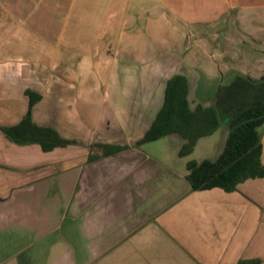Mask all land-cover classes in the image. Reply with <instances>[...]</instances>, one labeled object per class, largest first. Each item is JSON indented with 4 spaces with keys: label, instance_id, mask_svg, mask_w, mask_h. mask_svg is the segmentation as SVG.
Listing matches in <instances>:
<instances>
[{
    "label": "crops",
    "instance_id": "1",
    "mask_svg": "<svg viewBox=\"0 0 264 264\" xmlns=\"http://www.w3.org/2000/svg\"><path fill=\"white\" fill-rule=\"evenodd\" d=\"M0 61V264H264V177L231 191L186 179L188 161L221 153L225 124L187 154L178 133L140 142L172 76L193 108L237 73L264 75V0H0ZM28 110L67 142L10 136ZM166 136L170 155L147 148Z\"/></svg>",
    "mask_w": 264,
    "mask_h": 264
},
{
    "label": "trees",
    "instance_id": "2",
    "mask_svg": "<svg viewBox=\"0 0 264 264\" xmlns=\"http://www.w3.org/2000/svg\"><path fill=\"white\" fill-rule=\"evenodd\" d=\"M30 106L37 95L28 92ZM186 78L174 75L167 80L163 105L140 142L157 139L168 133H178L186 142L180 154H187L199 137L212 134L222 124L228 133L221 153L213 160L187 162L188 180L192 189L220 187L231 191L236 184L248 178L264 177L261 160L260 127L264 125V75L254 79L236 74L232 80L219 84L208 105L197 104L190 108ZM18 141H39L43 148L64 144L67 141L52 136L50 128L31 122L28 110L22 121L7 129ZM48 141V142H47ZM106 150L121 146L104 145Z\"/></svg>",
    "mask_w": 264,
    "mask_h": 264
},
{
    "label": "rangeland",
    "instance_id": "3",
    "mask_svg": "<svg viewBox=\"0 0 264 264\" xmlns=\"http://www.w3.org/2000/svg\"><path fill=\"white\" fill-rule=\"evenodd\" d=\"M5 14H2V20ZM215 28V27H214ZM203 31H205L203 29ZM212 32H216V29H213ZM199 36H205L204 32L200 33ZM215 36V34L213 35ZM7 69L9 68V64L8 61H0V70L1 69ZM72 86V85H71ZM70 86V87H71ZM212 92V91H211ZM71 95V101L73 103V91L70 92ZM136 94H134L135 96ZM209 95H214V94H209ZM143 94H140V98L137 97L138 99H140L141 105H144V101H143ZM139 101V100H138ZM135 112L134 110H130V112ZM138 112L139 117H144L146 116V114L149 112L148 108L144 107H140L138 110H136V113ZM82 127L88 132L90 133V130L88 129V127L83 123ZM260 135L261 137L264 138V125H262V127L260 128ZM174 137H163L161 138L159 141H157L156 143H151V145H149V147L147 148H155V150H158L159 152H167V154L170 155V151H173L176 146V143L174 142ZM218 138H220V130L217 131L216 135H213V137H208V138H203L201 143H200V147L197 151L196 156L197 157H202L203 155H207L209 153H211L212 149H214L215 144L218 142ZM178 140V139H177ZM220 140V139H219ZM178 144V143H177ZM178 147V146H177ZM260 190H258L259 193V197H258V220H257V231L258 232H264V188H258Z\"/></svg>",
    "mask_w": 264,
    "mask_h": 264
}]
</instances>
